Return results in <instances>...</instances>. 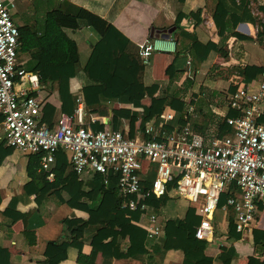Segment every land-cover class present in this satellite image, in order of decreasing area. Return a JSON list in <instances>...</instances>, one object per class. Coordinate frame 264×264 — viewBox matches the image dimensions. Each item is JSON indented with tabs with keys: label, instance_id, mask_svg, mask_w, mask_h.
I'll list each match as a JSON object with an SVG mask.
<instances>
[{
	"label": "crops",
	"instance_id": "0c3cea01",
	"mask_svg": "<svg viewBox=\"0 0 264 264\" xmlns=\"http://www.w3.org/2000/svg\"><path fill=\"white\" fill-rule=\"evenodd\" d=\"M245 2L252 16L264 23V0H245ZM216 4L217 0H20L11 8L15 22L19 26L27 27L29 32L37 31L38 34L44 35V47H48V37L57 35L59 32V29L54 26L46 27L48 13L53 10H61L65 13L75 12L77 8L83 7L115 27V29L108 30L107 36L83 20H80V25L75 28L61 27L67 37L73 40L77 46L74 74L69 79V91L75 99L72 106L71 104L69 106V112L62 109L63 98L59 92L58 81L51 79L50 75H47V78L42 81L40 74L32 70L35 64L33 53L37 51V46L34 44L29 50H22L20 42L18 47L20 66L28 72L36 74L39 78V86L31 93H34L42 101L41 121L54 125L63 113H69L78 123L76 99L82 97L83 123L92 128L94 123H98L99 127L113 128L114 110L120 109L124 113L136 110L140 114L134 127L131 126L128 118L123 117L117 129L132 137L141 135L149 124L162 127L168 130L167 132L174 129L179 131L187 120L190 121L194 130L205 136H208L209 128H215L216 133L219 134L218 120L228 113L229 106L215 98L218 99L222 90L227 86L231 93V89L244 80L245 73L254 75L256 68L264 69V34L259 38L257 25L247 20L240 21L230 31L224 45V49L227 51L226 55L212 50L202 63H196L189 49L193 40L183 32L193 33L202 43H218L221 36L214 20ZM237 5L243 6L241 0H237ZM241 8V12L246 11L244 7ZM191 12H199L200 22L198 24H196L197 17L192 16ZM179 15L183 17L177 23ZM229 17L230 15L226 16V18ZM172 26H175V29L168 39L151 36L152 27L155 30H165ZM225 32L227 33V31ZM118 33H121L125 38ZM113 36L116 41L113 40ZM146 39H150L156 47L145 60L140 54L138 46ZM99 42L109 45L124 43L125 51L120 53V60L124 66L128 62H132L133 60L125 54L131 51L145 67L142 74L143 81L147 84L154 81L160 82V91L167 94V102L162 112L174 110L176 114L174 119L164 122L160 116L161 112L158 116L148 119L144 128H141L143 107H135L130 103H121L103 97L99 98L101 87L98 85L91 86L90 90L93 91L90 94L91 103H85L84 94L88 82L85 66L94 46ZM137 48H139V52ZM47 74L50 72L48 71ZM261 77L262 75L257 76L255 80ZM187 78L191 80V83L186 82ZM172 96L179 97L185 102V110L180 114L184 122L180 121L176 110L170 106ZM142 103L147 106L151 105L152 97L145 96ZM190 107H193L192 112H188ZM2 141H4L6 155L0 164L1 260L5 259L6 252L10 255L7 264H37L38 261L47 259L61 250V242L69 240L65 232L64 220L66 218H82L86 231L81 251L88 257L94 254V262L97 264H185L182 248L175 246L157 251L154 247L160 243L161 235L164 236V228L168 219L184 218L188 211L193 209L192 214L197 218L200 217L201 220V215L197 210L198 206L195 207L184 198L187 202L177 211L172 208L165 209V205L159 210H155L163 226L161 237L156 238H148L146 226L149 224V217L141 213L140 219L135 221V224L145 230L146 252L138 253L134 257L117 258L114 256L105 259L101 251L97 253L93 251L92 241H90L92 232L103 216V210L98 211L101 208L100 199H90L81 193L83 197L80 201L88 205V208L84 209L74 202L61 186L52 187L42 195H38L37 198L38 186L34 181H31L28 171L30 154L19 149H10L4 137ZM65 163L68 164L66 169L68 172L72 169L70 155L63 149L59 154H56L52 168ZM144 165L143 178L151 170L156 172L154 166L149 162L145 161ZM90 174H78L79 180L85 184ZM83 189H85L84 186ZM174 193L176 192L171 193L170 197ZM14 197H18V202L14 208L9 210L10 214L6 215V209ZM16 215H19L18 218L13 220ZM231 218H234L231 208L222 206L216 210L213 219L217 231L216 238L213 241L206 240V255L216 258L219 255L230 253L229 257L226 256L227 260H214L213 264H252L256 258L263 260L264 244L255 243L253 232L254 230H264V227L254 226L251 231L244 234L237 231L240 233V237L231 239L229 233ZM192 222L197 223L195 226L200 223L196 220ZM110 239L111 236L104 239V242ZM129 243L128 236L119 240L121 250L126 252ZM231 248L234 249L232 252L229 251ZM78 255L79 249L72 245L68 248L67 258L59 264H83L78 261Z\"/></svg>",
	"mask_w": 264,
	"mask_h": 264
},
{
	"label": "built area",
	"instance_id": "2783aa9c",
	"mask_svg": "<svg viewBox=\"0 0 264 264\" xmlns=\"http://www.w3.org/2000/svg\"><path fill=\"white\" fill-rule=\"evenodd\" d=\"M16 1L0 0V141L4 137L9 148L27 154L42 152L39 169L48 171L50 180L60 148L69 152L71 166L79 175L95 171L107 182L110 173L117 174L122 206L149 217L148 238L160 236L163 226L147 200L173 192L198 204L201 220L195 235L200 239L215 240L213 219L224 192L228 195L223 206L232 209L236 231L244 234L254 226L264 227L263 78L237 83L228 100L237 114L225 115L234 132L214 139L194 130L189 120L179 131L170 132L149 124L134 137L110 127L93 129L83 123L82 97L77 98L78 123L66 113L54 125L42 122V101L31 93L39 86V78L18 62L20 33L11 13ZM139 47L146 60L156 46L146 39ZM192 111L190 107L188 112ZM175 115L174 110L160 114L164 122ZM145 161L156 171L149 188L142 179Z\"/></svg>",
	"mask_w": 264,
	"mask_h": 264
},
{
	"label": "trees",
	"instance_id": "16d2710c",
	"mask_svg": "<svg viewBox=\"0 0 264 264\" xmlns=\"http://www.w3.org/2000/svg\"><path fill=\"white\" fill-rule=\"evenodd\" d=\"M241 3L243 6H238L237 0H217L214 20L221 36L218 43H202L193 33L187 31L183 32L184 35L193 40L189 49L194 56L196 63H202L212 50H216L223 55H226L227 51L224 49V45L230 35V31H232L240 21L247 20L257 25L259 29L257 35L259 38L264 34V23L259 21L257 17L252 16L247 8L245 0H241ZM241 7H244L246 11L244 10L241 12ZM190 14L197 17L196 24H198L200 22V19L198 18L199 12H191ZM229 15L230 17L226 18V16ZM182 17V15H179L177 23L180 22ZM80 20L94 26L99 31H102L104 36L108 35L109 29H115L113 25L107 24L103 18L83 7L77 8L75 12L69 11L64 13L61 10H53L48 13L46 19L48 25L46 24V27L50 28V26H54L59 29V32L57 35L54 34L48 37V47H44V35L38 34L37 31L29 32L27 27L18 25L20 33L19 40L22 43V50H29L34 44L37 46V51L33 53L35 64L32 70L40 74V80L42 81L47 78V75H50L51 79L58 81L59 92L61 98H63L62 109L65 112L70 111L69 106L70 104L72 106V102L75 99L69 91V79L74 74L75 63L77 61V46L73 40L67 37L61 27H78L80 25ZM225 31H227V33ZM118 34L125 38L121 33ZM113 40L116 41L115 36H113ZM126 40L128 41L127 38ZM123 44L124 43L109 45L104 44V42H99L94 46L91 56L85 66L88 75V82L84 94L85 103H91L90 94L93 92L90 90L91 86L98 85L101 87L99 98L103 97L121 103H130L135 107H143L140 127L144 128L148 119L158 116L163 111L167 102V94L160 91L161 86L159 81H154L151 84H147L143 81L142 74L145 67L134 57V54L131 51H128L125 54L133 61L128 62L126 66H124V63L120 60V53H124L125 51V46ZM137 50L139 52V48H137ZM48 71L50 74H47ZM261 75V78L264 79V69L256 68L254 75H251V73L248 72L245 73L244 80L242 81L254 82L255 78ZM186 82L189 84L191 83V80L187 78ZM235 89L236 86L231 89V92ZM156 93L158 94L155 95ZM32 94L34 95V93ZM148 95L152 97V103L147 106L142 103V99ZM170 106L176 110L180 121L184 122L180 114L185 110V102L179 97L172 96ZM236 114L237 111L229 108L226 115L234 116ZM0 116L1 122L3 120V115L0 113ZM123 117L128 118L131 126L134 127L140 114L136 110H129L124 113L120 109H115L112 117L113 128L118 129ZM93 128L98 129L100 127L98 123H94ZM218 129V135L220 137L234 132V128L226 122L225 116L219 118ZM3 142L4 141L0 144V164L6 155ZM61 150L63 149L60 148L56 154H59ZM30 157L31 160L28 171L32 179L31 181H34L38 186L36 191L37 198L38 195H42L50 188L61 186L67 191L71 199L78 203L81 208H88V205L85 202L80 201L83 197L81 193L90 197V199H100L101 208L98 211L103 210V216L90 236L94 252L97 253L98 251H101L105 256V259L106 257L109 258L114 256L117 258L134 257L138 255V253L146 252L145 230L135 224V221L140 219L142 212L139 210H129L122 206V198L116 187L118 182L117 174L110 173L108 181L106 182L103 174L94 171L90 174L89 179L84 184L82 180H79L78 173L72 166V169L67 172L66 169L68 164L65 163L52 168L51 171L54 173V178L50 181V179L47 178L49 172L39 169L42 152L31 153ZM155 173L156 172L151 170L148 175H144V178L142 177L145 188H149L152 185ZM83 186L85 189H83ZM227 195L228 192L221 194L218 208L223 206ZM169 199L170 196H163L161 198L150 196L147 203L157 211L166 205ZM17 202L18 197H14L11 200L6 209V215L10 214L9 210L14 208ZM192 210L193 209H190L184 218L177 217L166 221L164 228L165 234L164 236L161 235L162 238L159 240L160 243L156 244L154 249L157 251H163L178 246L183 249L185 264H213L214 260H227L230 253L219 255L216 258L206 255L205 248L207 242L206 240L198 239L195 236V225L197 223L192 222L195 220L199 222L200 217L197 218L196 215H193L191 212ZM17 216L19 215L14 216L13 220L17 219ZM64 222L66 225L65 232L68 235L69 240H64L60 243L61 250L59 252L49 256L47 259L38 261L37 264H59L67 258L68 248L72 245L79 249V262L83 264H97L94 262V254L93 256L88 257L81 251L84 233L86 231V228L83 225V219L66 218ZM229 233L231 239H238L240 237V233L236 231L233 218L230 219ZM110 236L111 239L104 242V239ZM126 236H128L130 243L128 250L124 252L121 250L119 240H122ZM253 236L255 243L264 244V230H254ZM233 250V248L229 249L230 252ZM5 255V259H0V264L9 263L10 255L8 252H6ZM252 264H264V259L260 260L256 258Z\"/></svg>",
	"mask_w": 264,
	"mask_h": 264
},
{
	"label": "rangeland",
	"instance_id": "374dc122",
	"mask_svg": "<svg viewBox=\"0 0 264 264\" xmlns=\"http://www.w3.org/2000/svg\"><path fill=\"white\" fill-rule=\"evenodd\" d=\"M20 0H17L16 3H18ZM27 1V0H26ZM261 21V20H259ZM262 22V21H261ZM229 96H230V91H229V87L227 86V88H225L224 90H222L221 96L217 99L215 98L217 101H220L221 103H223L224 105H228V100H229ZM1 117V116H0ZM1 124V122H0ZM208 132V136L206 135L207 139H214L215 137L218 136V134L216 133V129L215 128H209ZM204 135V134H203ZM178 174L176 175V178H178ZM172 184V183H171ZM144 185V183H143ZM171 186V185H170ZM174 185L171 186V188H173ZM145 187V185H144ZM187 201L182 198L179 194H172V196L170 197L169 201L167 202V204L165 205V209H170L172 208L173 210L177 211L179 210L181 207H183V205L186 203ZM191 203V202H190ZM194 206H198V204H194ZM216 229V228H215ZM217 233V231H216Z\"/></svg>",
	"mask_w": 264,
	"mask_h": 264
},
{
	"label": "water",
	"instance_id": "95a60500",
	"mask_svg": "<svg viewBox=\"0 0 264 264\" xmlns=\"http://www.w3.org/2000/svg\"><path fill=\"white\" fill-rule=\"evenodd\" d=\"M174 29H175V26H172V27L165 29V30H155V28L152 27L151 36L152 37L154 36L156 38L162 37V38L168 39V38H170V35Z\"/></svg>",
	"mask_w": 264,
	"mask_h": 264
},
{
	"label": "bare ground",
	"instance_id": "6f19581e",
	"mask_svg": "<svg viewBox=\"0 0 264 264\" xmlns=\"http://www.w3.org/2000/svg\"><path fill=\"white\" fill-rule=\"evenodd\" d=\"M161 43V42H160ZM166 43V42H165ZM158 46V45H157Z\"/></svg>",
	"mask_w": 264,
	"mask_h": 264
}]
</instances>
